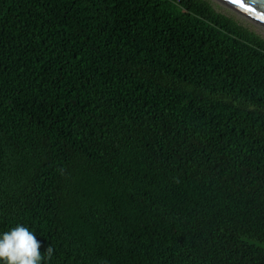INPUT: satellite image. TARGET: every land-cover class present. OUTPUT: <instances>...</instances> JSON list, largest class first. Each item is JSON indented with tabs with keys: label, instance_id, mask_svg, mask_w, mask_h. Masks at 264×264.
Masks as SVG:
<instances>
[{
	"label": "trees",
	"instance_id": "1",
	"mask_svg": "<svg viewBox=\"0 0 264 264\" xmlns=\"http://www.w3.org/2000/svg\"><path fill=\"white\" fill-rule=\"evenodd\" d=\"M43 264H264V38L210 0H0V232Z\"/></svg>",
	"mask_w": 264,
	"mask_h": 264
},
{
	"label": "clouds",
	"instance_id": "2",
	"mask_svg": "<svg viewBox=\"0 0 264 264\" xmlns=\"http://www.w3.org/2000/svg\"><path fill=\"white\" fill-rule=\"evenodd\" d=\"M42 243L37 234L24 225L0 232V264H43L45 253L50 257L54 250L48 246L42 254Z\"/></svg>",
	"mask_w": 264,
	"mask_h": 264
},
{
	"label": "water",
	"instance_id": "3",
	"mask_svg": "<svg viewBox=\"0 0 264 264\" xmlns=\"http://www.w3.org/2000/svg\"><path fill=\"white\" fill-rule=\"evenodd\" d=\"M264 35V0H211Z\"/></svg>",
	"mask_w": 264,
	"mask_h": 264
},
{
	"label": "rangeland",
	"instance_id": "4",
	"mask_svg": "<svg viewBox=\"0 0 264 264\" xmlns=\"http://www.w3.org/2000/svg\"><path fill=\"white\" fill-rule=\"evenodd\" d=\"M210 1H211V0H210ZM211 2L213 3L214 7H215L218 11H220V12H222V13H224V14H227V15L233 17L235 20H237L238 22H240V23L243 24L244 26L250 28L249 26H247L246 24H244L242 21H240L238 18H236L235 16H233L231 13H229L227 10L223 9L222 7H220L219 5H217L216 3H214L213 1H211ZM250 29L253 30V31H255V30L252 29V28H250ZM255 32L258 33L259 35H261V36L264 38V35L260 34V33L257 32V31H255Z\"/></svg>",
	"mask_w": 264,
	"mask_h": 264
}]
</instances>
